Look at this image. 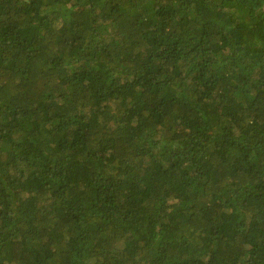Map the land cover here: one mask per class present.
<instances>
[{
    "label": "trees",
    "instance_id": "trees-1",
    "mask_svg": "<svg viewBox=\"0 0 264 264\" xmlns=\"http://www.w3.org/2000/svg\"><path fill=\"white\" fill-rule=\"evenodd\" d=\"M0 264H264V0H0Z\"/></svg>",
    "mask_w": 264,
    "mask_h": 264
}]
</instances>
